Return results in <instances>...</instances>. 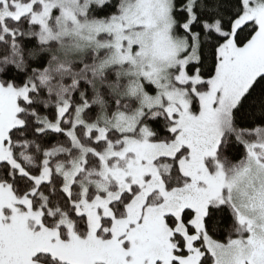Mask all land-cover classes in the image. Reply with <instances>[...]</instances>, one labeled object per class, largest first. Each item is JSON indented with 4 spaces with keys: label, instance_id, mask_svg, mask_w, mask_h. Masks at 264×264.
I'll use <instances>...</instances> for the list:
<instances>
[{
    "label": "snow or ice",
    "instance_id": "6c2138e0",
    "mask_svg": "<svg viewBox=\"0 0 264 264\" xmlns=\"http://www.w3.org/2000/svg\"><path fill=\"white\" fill-rule=\"evenodd\" d=\"M0 264H264V0H0Z\"/></svg>",
    "mask_w": 264,
    "mask_h": 264
}]
</instances>
